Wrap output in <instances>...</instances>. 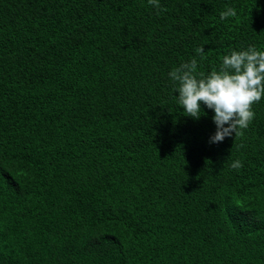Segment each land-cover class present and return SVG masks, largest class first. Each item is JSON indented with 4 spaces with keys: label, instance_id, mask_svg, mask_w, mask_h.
I'll list each match as a JSON object with an SVG mask.
<instances>
[{
    "label": "trees",
    "instance_id": "1",
    "mask_svg": "<svg viewBox=\"0 0 264 264\" xmlns=\"http://www.w3.org/2000/svg\"><path fill=\"white\" fill-rule=\"evenodd\" d=\"M0 264H264V0H0Z\"/></svg>",
    "mask_w": 264,
    "mask_h": 264
}]
</instances>
